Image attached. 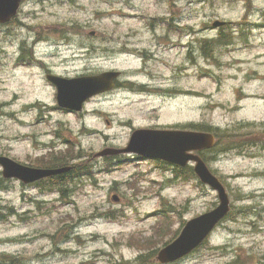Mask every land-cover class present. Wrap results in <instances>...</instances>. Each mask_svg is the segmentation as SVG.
I'll use <instances>...</instances> for the list:
<instances>
[{
	"label": "rangeland",
	"instance_id": "obj_1",
	"mask_svg": "<svg viewBox=\"0 0 264 264\" xmlns=\"http://www.w3.org/2000/svg\"><path fill=\"white\" fill-rule=\"evenodd\" d=\"M216 22L231 24L219 40L211 31ZM161 24L194 26L188 42L199 34L205 45L204 55L199 45L190 47L186 62V48L158 54L167 60L153 73L172 76L180 91L170 101L145 104L117 91L91 100L76 116L53 114L66 138L62 149L93 163L88 179L62 186L60 194L36 192L3 178L0 167V264H158L156 255L144 263L138 258L151 250L158 254L186 221L214 209L217 193L193 167L173 171L133 155L105 163L94 156L107 147L123 148L131 129L153 124L207 126L228 132L225 137L231 131L249 136L251 130L261 142L264 0H24L14 22L0 25V157L26 160L44 127L19 109L37 96L54 101L42 77L15 64L24 47L25 55L52 58L47 62L58 64L66 77L136 70L137 51L155 50L145 27ZM16 93L20 102L9 106ZM208 157L232 212L175 264H229L249 255L251 264H264V151L258 145Z\"/></svg>",
	"mask_w": 264,
	"mask_h": 264
},
{
	"label": "flooded vegetation",
	"instance_id": "obj_2",
	"mask_svg": "<svg viewBox=\"0 0 264 264\" xmlns=\"http://www.w3.org/2000/svg\"><path fill=\"white\" fill-rule=\"evenodd\" d=\"M252 1V0H251ZM24 0L21 2V7L23 5ZM13 18L6 24H0L2 26L9 25L14 22ZM194 26H188L185 24H161V25H151L145 27L148 29L147 32L151 34V37L155 39L153 47L155 50H138L137 54L140 58V67L136 68V70H122L119 71L121 74L119 77L115 78L113 81V88L110 91L105 93L96 95L88 99L83 106V110L85 105L90 102L91 100L95 99H107L110 95L114 92L122 91L130 96H138L141 99H145V104L151 102H160L165 103L166 101H170L174 96L175 92H180L179 90H174L172 81L173 77L170 78L161 76L157 77L153 73V71H157L158 69L163 70V65L167 59L163 57H159V53H165L167 49L179 48L180 51H183L185 48L187 49L188 53H186L183 57L185 62L188 61L189 54L191 51L189 48H194L195 46L199 45L200 54L204 55V42L203 40L200 41V35L194 34L192 40L188 42V37L193 32L190 30ZM164 29L159 33L156 32L157 29ZM211 28V27H210ZM223 28L220 27L216 30L211 29V31L216 32L214 40L221 39L225 34ZM207 29L202 28L199 32L205 33ZM206 36L201 39H205ZM25 44V42H24ZM25 47L22 49L21 56L15 58V64L18 67H26L30 69L29 72L31 76H39L43 78L45 85L49 87L52 92V99L54 101L52 104L47 103L41 97H36L34 100H29L24 104V107H21L19 110L24 111L26 115L32 114V120H36L38 123L43 124L44 131L43 135L39 136V138L35 139L31 142V147L27 151V156L25 161H18L15 157L11 156V160L18 161V163L25 166L28 171L33 169L38 170H61L62 168L70 167V169L61 174H53L42 179L33 180V181H20L18 179H8V180H15L23 185V187L27 190H34L36 192L44 191L46 193H54L58 192L61 193L62 186H71L77 185L78 186V179L77 176L79 172L87 173L92 170L93 163L88 162L87 156H81L80 153L76 154V152H72L71 150L62 149L63 141L66 142V138L62 137V134L59 130H57L58 126L61 124V120H54L53 114H66V115H73L76 116L78 113L77 111H72L67 108H62L58 103L57 98V86L55 84L56 77H66L64 76L61 71L59 65L51 64L47 62V60H53L52 58L46 57H36V56H28L25 55ZM182 68V65L181 67ZM109 70H105L102 72H92L85 76H96L104 72H108ZM114 71V70H111ZM141 75L144 76L143 80H139ZM173 75V74H172ZM84 75L76 76L81 77ZM76 77H66V78H76ZM21 97L16 93L12 96V103L9 106H13V104L20 102ZM155 107H153L154 109ZM157 109V108H156ZM34 111L36 113H34ZM154 111V110H153ZM83 112V111H82ZM12 115V113L10 114ZM184 126L181 125H170V124H153L143 127L142 129H149V130H184ZM188 126L185 128L187 129ZM137 129V128H136ZM136 129H131V133L128 139L130 140L131 134ZM140 129V128H138ZM36 138V136H35ZM32 139V138H31ZM34 142V143H33ZM128 142L125 146H127ZM124 146V147H125ZM123 147V148H124ZM117 148V147H116ZM64 153V154H63ZM133 154H120L115 156H107L102 159H98L105 162H110L113 160H117L122 157L130 156ZM135 158L136 155H133ZM9 158V157H8ZM94 159V158H93ZM160 165L168 166L172 170H174V166L167 164L163 161H156ZM1 167V166H0ZM87 168V170H85ZM178 168V167H176ZM2 169V168H1ZM179 171V169H177ZM63 194V193H62ZM38 200V199H35ZM39 201V200H38ZM121 201V198L118 196H114V202L118 203Z\"/></svg>",
	"mask_w": 264,
	"mask_h": 264
},
{
	"label": "water",
	"instance_id": "obj_3",
	"mask_svg": "<svg viewBox=\"0 0 264 264\" xmlns=\"http://www.w3.org/2000/svg\"><path fill=\"white\" fill-rule=\"evenodd\" d=\"M21 1L0 0V24H6L16 17ZM222 25L224 23H214L215 28ZM120 74L118 71H108L96 76L72 79L56 77L59 105L62 108L81 112L88 99L110 91L113 88L114 79ZM215 143V136L208 132L137 129L132 133L126 148H106L97 154V156L105 157L133 153L143 159L163 160L181 167H186L192 162L195 163L194 171L200 181L218 194L219 204L216 208L187 221L178 238L159 251L157 260L160 264L175 263L197 249L230 211V197L224 185L210 171L201 156L195 153L213 148ZM0 165L3 169V178H17L22 181L38 180L69 170V168H63L28 171L24 165L7 157H0Z\"/></svg>",
	"mask_w": 264,
	"mask_h": 264
},
{
	"label": "trees",
	"instance_id": "obj_4",
	"mask_svg": "<svg viewBox=\"0 0 264 264\" xmlns=\"http://www.w3.org/2000/svg\"><path fill=\"white\" fill-rule=\"evenodd\" d=\"M243 127H246V125H244ZM188 128L193 129V130H198V131L212 132L215 134V136L217 138L215 146L212 149L204 150L203 152L199 153L201 155V157L206 161V163L208 162V159H209L208 155L209 154L216 153L220 150H221V153H228V152L233 151V150H243V149H248V148H255L256 146L259 145V147L264 151V135H261V142L257 143L256 141L253 140L255 138H254L251 130H249L250 131L249 136L248 135H239L236 131H231L230 136L225 137V135L228 132L224 133V131H222V133H220L218 131L220 129H218V128H212V127H207V126H194V125H191V127L188 126ZM248 128L249 127H247V129ZM224 141H225V143L226 142L229 143V145L228 146L223 145ZM188 168L191 169V171L193 172L192 166H191V168H190V166H188ZM85 170H87V168H85ZM79 173H81V172H79ZM81 174H83V173H81ZM231 208H232V206H231ZM231 212L232 211L230 210L228 216L231 214ZM175 238H176V236L171 238L170 241L174 240ZM169 242H167L166 244H168ZM156 251L157 250H151L150 252H145L147 254H141V256H139V258H138L139 259L138 261H141L143 263L149 262L150 256L157 254ZM251 256L252 255H249L248 257H246L245 260H242L240 257L236 258V260L229 262V264H251L252 263L250 260Z\"/></svg>",
	"mask_w": 264,
	"mask_h": 264
}]
</instances>
